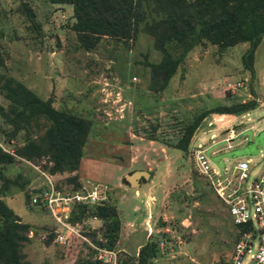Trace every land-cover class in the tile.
<instances>
[{"label": "rangeland", "instance_id": "1", "mask_svg": "<svg viewBox=\"0 0 264 264\" xmlns=\"http://www.w3.org/2000/svg\"><path fill=\"white\" fill-rule=\"evenodd\" d=\"M22 2L30 7L37 26ZM73 21L69 3L0 0V49L5 56L0 71L42 98L51 95L54 107L91 120L76 174L87 186L105 184L119 211L111 264L119 253L134 254L149 234L159 239L151 264H232L241 230L234 240L236 223L211 187L203 184L204 175L195 172L193 153L199 144L211 166L220 167L237 159L256 160L264 151V34L254 49L251 69L241 60L247 42L218 48L204 41L187 51L165 87L155 91L147 61L158 60L160 53L142 25L128 41L102 35L84 48L71 28ZM245 100H253L254 106L237 114L206 113L190 131L186 150L175 146L185 124L201 110ZM0 104H6L1 94ZM232 131L234 135L224 139ZM16 143L20 140L4 142L0 134L3 149L11 152ZM43 161L21 159L7 165L5 172L28 176L24 188L49 183L59 184V190L68 188L69 173L49 174ZM135 169L149 174L130 187L123 174ZM4 200L31 224L30 239L22 248L27 264L72 261L79 246L73 242L66 247L70 237L94 246L82 230L98 228L101 222L95 216L76 222L78 234L69 232L58 242L48 210L30 199L26 202L24 189L12 190ZM47 229L52 236L45 242Z\"/></svg>", "mask_w": 264, "mask_h": 264}, {"label": "trees", "instance_id": "2", "mask_svg": "<svg viewBox=\"0 0 264 264\" xmlns=\"http://www.w3.org/2000/svg\"><path fill=\"white\" fill-rule=\"evenodd\" d=\"M48 1L71 4L74 17L71 28L84 48L93 46L102 35L128 41L135 37L142 25V29L152 36L153 46L160 53L158 60L147 61L154 86L151 89L155 91L165 87L187 51L204 41L214 43L218 48L247 42L241 60L245 68L251 69L254 49L264 34V0ZM22 7L37 26L26 2H22ZM4 60V53L0 49V67L4 65ZM0 94L6 99L5 105L0 104L2 140L6 143L12 139L20 140V143L13 145L11 152L0 146V264H27L22 248L30 239L28 231L31 224L14 212L4 196L14 189H24L28 202L34 192L31 187L24 188L30 181L28 176L19 172L9 176L5 167L21 159L33 163L43 159L41 166L49 174L69 173L65 180L70 185L66 189L80 187L76 169L91 120L81 114L54 107L51 95L45 98L38 96L6 71H0ZM253 106V100H245L216 104L201 110L185 124V131L175 146L186 150L190 131L206 113L237 114ZM203 181L207 187L206 178ZM55 187L60 188V185L55 183ZM92 216L100 219V225L97 229L82 231L94 246L78 237L68 238L65 246L76 242L78 251L72 261L63 260L59 264H111L108 260L96 257L98 248L114 249L120 231L119 211L108 193L102 200L92 203L74 201L67 220L76 223ZM234 225L235 240L241 227ZM46 235L44 241L48 242L52 232L47 229ZM158 243V236L149 234L134 254H117L115 264H151V259L158 253Z\"/></svg>", "mask_w": 264, "mask_h": 264}, {"label": "built area", "instance_id": "3", "mask_svg": "<svg viewBox=\"0 0 264 264\" xmlns=\"http://www.w3.org/2000/svg\"><path fill=\"white\" fill-rule=\"evenodd\" d=\"M193 155L196 171L204 175L225 204L232 221L241 227L232 264H264V151L256 160L237 159L230 166L223 163L220 167L211 166L205 148L199 144ZM38 188L30 202L48 210L55 222L52 232L58 242H63L69 232L78 234L77 224L67 220L74 201L96 202L107 195V186L101 183H90L89 186L81 183L73 190H59L52 183ZM97 251V258L110 262L112 250L101 247Z\"/></svg>", "mask_w": 264, "mask_h": 264}, {"label": "water", "instance_id": "4", "mask_svg": "<svg viewBox=\"0 0 264 264\" xmlns=\"http://www.w3.org/2000/svg\"><path fill=\"white\" fill-rule=\"evenodd\" d=\"M148 171L144 169H135L131 172L123 174V178L128 182L130 187H136L138 186V177L143 176L147 177L148 176ZM32 192H38L39 188H33L31 190Z\"/></svg>", "mask_w": 264, "mask_h": 264}, {"label": "crops", "instance_id": "5", "mask_svg": "<svg viewBox=\"0 0 264 264\" xmlns=\"http://www.w3.org/2000/svg\"><path fill=\"white\" fill-rule=\"evenodd\" d=\"M229 136L228 137H230L231 135H234V132L232 131V133L231 134H228ZM226 137V136H225ZM139 185V184H138Z\"/></svg>", "mask_w": 264, "mask_h": 264}]
</instances>
